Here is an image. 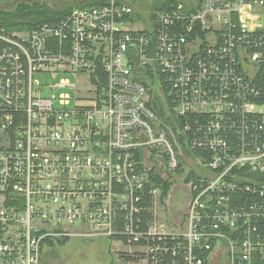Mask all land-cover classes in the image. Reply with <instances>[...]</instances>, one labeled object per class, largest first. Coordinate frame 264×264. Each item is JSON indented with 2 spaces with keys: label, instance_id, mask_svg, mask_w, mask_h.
<instances>
[{
  "label": "built area",
  "instance_id": "2783aa9c",
  "mask_svg": "<svg viewBox=\"0 0 264 264\" xmlns=\"http://www.w3.org/2000/svg\"><path fill=\"white\" fill-rule=\"evenodd\" d=\"M167 1L0 27V264L100 236L122 264H264V0Z\"/></svg>",
  "mask_w": 264,
  "mask_h": 264
},
{
  "label": "rangeland",
  "instance_id": "374dc122",
  "mask_svg": "<svg viewBox=\"0 0 264 264\" xmlns=\"http://www.w3.org/2000/svg\"><path fill=\"white\" fill-rule=\"evenodd\" d=\"M27 2L28 0H5L0 2V12L14 9L19 2ZM54 8H64L66 6L83 3L87 0H38ZM119 4H127L131 6L140 16V22L135 24L136 27H148L150 25V17L152 12L159 9L162 0H115ZM184 3H190L194 0H178ZM67 78L78 85H82L83 79L71 76L69 74H36L34 79L41 85H49L58 82L60 79ZM56 94L60 92L70 93L77 96L79 92L70 89L55 90ZM42 93L49 95L50 90L43 87ZM84 94V93H83ZM184 198L183 192L180 190L178 183H175L170 191L169 198L166 202V208L173 214H177L179 210L185 208L182 202ZM171 208V209H170ZM129 248L124 246L120 240L112 237H96L85 239L82 237H72L64 242L54 241L51 246L43 244L40 249V264H122L117 259L118 252H128Z\"/></svg>",
  "mask_w": 264,
  "mask_h": 264
},
{
  "label": "trees",
  "instance_id": "16d2710c",
  "mask_svg": "<svg viewBox=\"0 0 264 264\" xmlns=\"http://www.w3.org/2000/svg\"><path fill=\"white\" fill-rule=\"evenodd\" d=\"M5 1V0H0ZM175 0H168L162 7L174 2ZM106 0H90L86 2L88 5L105 4ZM74 4L64 8L50 7L38 0H28L27 2H19L18 5L9 11L0 12V27L14 30H29L35 28L38 24L43 22L56 21L60 16L67 12ZM135 16L140 18L136 12ZM170 189L169 184H165L162 189V196L166 195Z\"/></svg>",
  "mask_w": 264,
  "mask_h": 264
}]
</instances>
